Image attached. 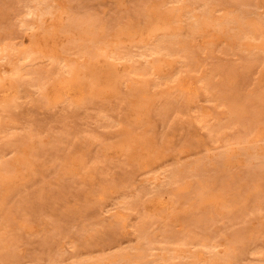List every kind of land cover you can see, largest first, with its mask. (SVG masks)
Returning <instances> with one entry per match:
<instances>
[{"label": "rangeland", "instance_id": "rangeland-1", "mask_svg": "<svg viewBox=\"0 0 264 264\" xmlns=\"http://www.w3.org/2000/svg\"><path fill=\"white\" fill-rule=\"evenodd\" d=\"M28 35L43 54L0 88V264H264V0H0V72Z\"/></svg>", "mask_w": 264, "mask_h": 264}, {"label": "bare ground", "instance_id": "bare-ground-1", "mask_svg": "<svg viewBox=\"0 0 264 264\" xmlns=\"http://www.w3.org/2000/svg\"><path fill=\"white\" fill-rule=\"evenodd\" d=\"M192 12H194V11H192ZM192 15L194 14V13H191ZM191 15H189V17H190ZM194 16V15H193ZM193 16H191V17H193ZM195 18H193V20H194V22L192 23V25H193V27L195 26L196 28H198V27H201V26H205L207 23H210L209 21H210V17H211V13H210V10H208V9H205V11L204 12H200V14L199 15H195L194 16ZM226 17V16H225ZM226 19V18H225ZM222 20V22L224 23L225 21H227V20H225V21H223V19H221ZM220 20V17H219V19H217L216 20V22H217V24H219L218 22L219 21H221ZM229 20L231 21V22H239L240 20H241V17L240 16H237V15H234L233 17H231V18H229ZM229 20H228V22H229ZM222 22H220V23H222ZM227 22V23H228ZM230 23V22H229ZM160 24H162V23H160ZM157 25V24H156ZM90 22H88V21H84V22H82V21H80V22H76L75 23V27H74V29H76L77 30V32H80V33H83V32H86L90 27ZM226 26H228V24L226 25ZM240 26V25H239ZM158 27V26H157ZM231 27H234V26H231ZM240 27H242V26H240ZM154 29V28H153ZM169 29V28H168ZM164 30H166V28H164ZM240 30V31H239ZM238 31L239 32H241L242 33V37L243 36H245L247 33H250L251 34V32H253L254 34H255V31L257 30V29H252L250 32L248 31H245V32H242L243 31V29H239ZM75 31V30H74ZM177 33H179L177 30H175ZM175 31L174 32H172V33H170L171 32V30H170V32H163V30H162V32L165 34H163V36L160 38V41L158 42L157 41V43L155 44V47L152 49V52H161L162 50L163 51H165L166 52V54H172L173 52H174V47H175V44H177V43H179L181 40L179 39L180 37H179V34H177V33H175ZM76 32V31H75ZM239 32H237L238 34H239ZM170 33V34H169ZM173 33H175V35L173 34ZM236 33V32H235ZM240 33V34H241ZM244 34V35H243ZM161 35V34H160ZM169 35V36H168ZM179 37V38H178ZM37 38V37H36ZM41 38V37H40ZM38 40H39V38H38ZM42 40V39H41ZM45 41V40H44ZM44 41H43V43H44ZM165 42V43H164ZM183 43H185V40L184 41H182ZM187 42V41H186ZM38 42L34 39V38H32V36L31 35H28V37L26 38V40H25V42H24V44H23V46L20 48V47H13L12 48V50H13V54H15L14 55V57L15 58H10L9 59V64L8 65H10L9 67V69H6L4 72H0V83L2 82V85L0 84V88H2V86L4 85L3 84V80L4 79H6V78H12L14 75H16V73L18 74V70L19 69H21L20 68V64L24 61V60H26L29 56H31L33 53H35V52H40L41 54H43V52H42V49H40V47H37V44ZM42 43V44H43ZM44 45H46V42H45V44ZM44 45H42L43 47H45ZM181 45V44H180ZM41 46V48H43ZM181 47H184V46H181ZM48 48V47H47ZM44 49H46V48H44ZM49 49V48H48ZM52 49V48H51ZM44 51V50H43ZM49 51V50H48ZM162 51V52H163ZM113 53V52H112ZM121 56V55H120ZM119 56V57H120ZM109 57V56H108ZM113 57V56H112ZM116 57V56H115ZM95 59H97L96 57H94ZM118 58V57H117ZM15 59V60H14ZM18 62H21V63H18ZM160 65V64H159ZM38 70V73H41V68L40 69H37ZM66 72H67V76L68 77H66V83L68 82L69 83V80H71V79H74V77H76L77 76V74L80 72L79 71V69H78V65H74V64H71V65H67L66 64ZM20 71V70H19ZM162 72V71H161ZM69 74V75H68ZM65 76V75H64ZM61 79V78H60ZM78 79V78H77ZM14 80V79H13ZM13 80H12V82H13ZM59 81V80H58ZM57 81V82H58ZM65 81V80H64ZM63 81V82H64ZM9 82V81H8ZM183 82V81H182ZM55 83V82H54ZM61 85V84H60ZM66 85V84H65ZM5 86V85H4ZM50 87V86H49ZM71 88H70V86H66V88H65V90H66V93H67V91H69ZM8 90V89H7ZM45 90V89H44ZM1 92V91H0ZM63 92V91H62ZM4 97V96H3ZM221 157V156H220ZM199 253H195L194 255H193V261L191 262V264H195L194 263V261L196 262V260H199ZM201 256V255H200ZM117 257V256H116ZM120 258H122V257H119V259Z\"/></svg>", "mask_w": 264, "mask_h": 264}]
</instances>
